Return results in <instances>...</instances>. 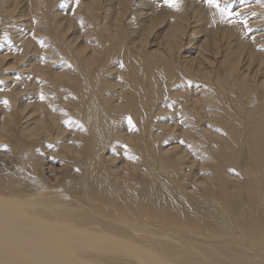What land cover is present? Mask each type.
<instances>
[{"label": "bare ground", "instance_id": "1", "mask_svg": "<svg viewBox=\"0 0 264 264\" xmlns=\"http://www.w3.org/2000/svg\"><path fill=\"white\" fill-rule=\"evenodd\" d=\"M98 1L81 0L92 24L85 37L93 34L97 39L91 47L84 40L77 48L67 38L72 19L58 21L57 13L46 9L47 0H30L42 21L50 14L49 25L38 26L37 36H51L52 26L49 38L55 40L44 50L53 44L59 48L62 68L49 66L55 53L34 65L26 63L34 49L32 38L18 35L11 49L0 43V72L12 60L18 62L19 77L24 75L20 86L1 92L0 136L16 138L10 162L27 179L25 184L20 179L5 184L8 190L0 191V264H264V245L248 240L264 238V35L252 41L246 36L242 16L247 13L232 16L231 23L218 14L215 18L222 21L215 25L221 26L207 29L198 46L207 56L192 58L190 41L198 36L199 20L191 26L192 2L182 0L178 9L152 10L147 28L136 30L142 31L140 44L127 38L128 46L122 24L131 0H119L113 24L99 21ZM18 4L21 0H0V28L7 33L11 21L23 15ZM164 20L168 26L156 48L143 52L157 22ZM258 22L252 20L250 26L258 27ZM102 39L106 42L101 45ZM130 47L134 51L127 56ZM115 54H122L126 68L117 72V90L111 95L106 91L110 86L98 77L103 66L98 59ZM216 55L221 74L211 68ZM38 81L44 97L30 112L37 114L33 120L30 114L22 116L26 124L18 128L22 109L17 96ZM164 101L178 113L173 123L157 112ZM73 119L77 123L67 136L68 145L61 147L67 151L65 172L37 178L34 153L43 141L63 133L62 120L67 128ZM174 129L184 144L161 146V138ZM116 141L123 143L128 180L112 153ZM194 161L200 163V179L190 186ZM44 169L52 170L49 163ZM53 185L57 187L51 189ZM79 193L88 204L80 201ZM167 195L191 205L189 211L198 212L200 219H188L183 209L174 211L172 221L166 205L174 203Z\"/></svg>", "mask_w": 264, "mask_h": 264}, {"label": "rangeland", "instance_id": "2", "mask_svg": "<svg viewBox=\"0 0 264 264\" xmlns=\"http://www.w3.org/2000/svg\"><path fill=\"white\" fill-rule=\"evenodd\" d=\"M25 1L21 0V5L18 4V9L23 8V15L20 16L19 20H17L15 23H14V20L11 21V24L13 23V25H11L12 28L10 29V31L11 30H13V31H11V32L9 31L7 33L4 26L2 28H0V36H1L0 37V43L4 44L3 45L4 49L7 47V45L8 46L10 45L11 47L9 49H11V48H13L14 44L16 43L15 39L17 37H19L18 35H23L24 40L32 38L31 40L34 44V49H31V51H29L27 53V56L25 57V59L27 60L26 63L32 62L34 65L38 61H45V58H49L46 55L55 53L50 58H54V59L57 58V59L56 60L52 59V61H50L51 65H49V64L48 65L51 68H53L52 70H57L59 68L64 67L65 66L64 60H63L64 58H63V56L59 55V51H58L59 48L55 49L56 47L53 44L52 49H50L51 48L50 47L47 50L46 49L44 50L45 45H47V43L50 41V39L55 40L53 38H49L53 34L52 26H49V30H48L52 33L51 36H48L44 33H42V36H37L39 34V32H37L38 26H43L45 23L49 25L50 14L46 13L47 16H44L43 21H42V18L40 17L38 12L36 14V11L33 12L31 10L30 3H29L30 0H27L28 3H26V5L24 4ZM47 1H48V4H47L46 9H48L50 13H57V15H58L57 20L58 21H63V20L67 21V20L72 19L73 26L70 28V31L67 34V38H69V37L72 38L73 46L79 48L80 45H82L84 40H88L89 41L88 43L91 47V44L93 43V41H95L93 39H97L96 38L97 36L93 35V34H91V36H89V34H88L89 37L88 38L85 37L86 34L89 32V31H87V33H86L87 25H90V23H89V20L87 18V14L80 7L81 0H78V2H77V0H47ZM99 1L97 3L99 21H100V18H102V19H105V21H107L108 24H113L115 21V18H116L115 10L118 9L119 0H99ZM156 1L157 0H131V2L128 5V9H127L128 12L124 16L123 24H122L123 33L126 37L125 44H127L129 46L130 42L128 43V40L132 41V39H134V42H132V43H134L135 45L140 44L139 38L142 34V31L137 32L136 30L138 27L139 28H142V27L147 28V25L145 24V22L146 21H148V23L151 22V20L149 21L148 16L152 17V15H151L152 10L153 11L155 10V13L156 12L161 13L163 8L164 9H172L171 7L168 8L167 5H164V0H158L157 2ZM184 1L186 3L192 2L191 9H190L189 13L191 14V20L194 22L191 23V26L196 24L195 20H197V19L199 20L198 25L196 27L197 31H198V36L197 35L193 36L194 41L193 42L190 41V43L192 45L190 44L191 46L189 47V49H190L189 54H190V56H192V58H195V57L196 58L197 57L203 58V56H207V55L203 54L201 48H198L199 44L201 43V40L203 39V35L207 29L210 30L212 28H216L218 26H221V24L220 25L218 24V26H216L215 23L218 21H222V20L215 18L219 13L216 12V10L214 8L209 7L204 2V0H191V1L190 0H183L182 2L184 3ZM22 2H24V3H22ZM220 2L222 5L226 2H227V5L229 3V5H230V6L228 5L229 10L234 13L233 16L239 17L243 12L247 13L245 15L242 14V15H244V16H242V21L245 19V21H243V22H245V24L247 23L246 26L248 25V27H249V28L248 27L245 28L247 31L245 34H246V36H248V35L251 36V37H248V38H250V41H252V37L253 38L254 37H260L259 36L260 33H262L264 35V10L262 11V7L264 9V0H220ZM160 4H162L161 6L164 5V7H161ZM248 4H250V5H248ZM25 6H27V7H25ZM79 7H80V9H79ZM257 7H259L261 10L259 11V9H257ZM157 8H159V10H161V12L159 10H157ZM251 8L255 9V11L256 10H258V11L254 12V10H252L253 11L252 12ZM237 9H238V11H237ZM24 10H26V11L24 12ZM78 10H79V12H78ZM249 10L252 13L249 14L248 13V12H250ZM166 12H167V14L170 13L167 10H166ZM235 13L236 14L239 13V14L235 15ZM258 14L261 15L260 16L261 18L259 17ZM16 16H17V14H16ZM71 17H74V18H71ZM75 17H76V19H75ZM208 17L210 20H208ZM246 19H249V20H246ZM252 20L259 21L257 24L258 27L250 26L251 25L250 21H252ZM0 21H1V19H0ZM40 21H41V23H39ZM37 23H38V25H37ZM157 23H159L158 26L152 30L149 37L147 38V42L145 43L146 48H145V50H143V52L146 50L155 49L156 48L155 43H157V41H159V38L162 36V34L167 29L168 21H166V20H164L162 22L158 21ZM259 23H261V25H259ZM222 24H224V23H222ZM90 26H92V24ZM250 27H254V28L250 29ZM88 29H90V27ZM248 29H250V30H248ZM3 33H5V35ZM13 33L17 34V35L14 36ZM54 36H58V35L54 34ZM91 37H92V39H91ZM37 38H38V40H37ZM127 38H128V40H127ZM262 39H263V36H262ZM109 40H110V38H109ZM44 42H46V43H44ZM103 42H106V41H104V39H102V41H100L99 44L102 45ZM51 45H52V42H51ZM105 45H108V44H105ZM0 49H2V46L0 47ZM126 49H128V48H126ZM199 49H200V51H199ZM1 51H3V50H1ZM87 51L89 53L90 48H88ZM129 51H130V53H129ZM133 51H134L133 47L132 48L130 47L125 52L126 53L128 52L129 54L127 53V56H129L133 53ZM3 52H5V51H3ZM114 52L115 51H112V53H114ZM130 58H132V56ZM122 59H123L122 54L121 55L115 54L114 56L109 55L106 59H102V60L98 59L100 61L99 67L101 64H103L102 69L99 70L98 77H100V81L102 83H106L107 86H110V87H107L106 91L108 93H110L111 95H114L116 92L115 90H117V86L115 84L119 78L118 73H120V70L126 68V66H125L126 62L125 61L123 62ZM177 59H178V61H180L179 60L180 55H178ZM212 59H214V64L212 65L213 67H211V68L214 70V72H216V70H218V72L220 71L219 73L221 74L222 66L219 63H217L218 61L221 60L219 55L218 56L216 55L215 58L212 57ZM12 62H13L12 60H8V62L6 63V65L9 66L8 69H5V70L0 72V96H1L2 91H5V90L7 91L10 88H16V87L20 86L21 81L23 80L24 75L22 74L21 77H19V74H18V71H19L18 62L17 63H12ZM215 62L217 63V65L215 64ZM46 63H48V62H46ZM123 64H124V66H123ZM179 64H180V62H179ZM22 65L25 67H29V65H27V64L25 65L24 62ZM218 65H220V66H218ZM122 79L125 80L124 78H122ZM144 82L145 83L148 82L147 78L144 79ZM38 83H39V81L36 84L31 85L30 87H26V89L21 92L20 96H17L16 104H18V106L21 107V109H22L21 121L18 124V128H21L23 125L26 124V122H22V120H23L22 116L24 118H26V115H28V114H30V112L34 111L36 109L38 103L42 99V97H44L43 93H41L38 90ZM178 89L180 90L181 88L179 87ZM1 103H2V99L0 97V115H1V111H2ZM157 112H160V114L162 116L164 115L165 118H167V120L165 122H172V123L175 122V119H176L175 115L178 114V113H173L172 110L167 107V103L165 101L163 102V105L161 106V110L157 111ZM53 113L55 114L56 111H53ZM36 114H37V112H33L32 114H30L29 115L30 120H33L34 117L36 116ZM179 114H181V113H179ZM160 118H163V117H160ZM62 122H63L62 123L63 127L59 131L62 130L61 132H63V133H61L54 141L53 140L43 141L41 143L42 149L40 151L34 153V162L38 165V170L36 171V177L37 178L43 177L46 179V177H47L48 179H50V178L54 177V175L62 174L63 172H65V166L63 163H65V161H66L65 154L67 153V151L61 149V147H63L64 145H68L67 136H68V134L72 135L73 132H71V131H73V130L71 128L75 127L74 125L77 122H76V119H73L71 121V127L69 126L67 128L64 127L65 121L62 120ZM178 127L179 126L177 125L176 128H178ZM77 131L78 130L76 128V132H74V133H77ZM177 132L178 131H175V129H174V131H172V134H166L165 136H163L160 140V145L163 147H171V146L180 145V144L183 145L184 143L180 142V139L178 137L179 134ZM229 132L232 133V131H229ZM15 139L16 138L11 137V136L9 138L7 136H5V137L0 136V191H3V192L8 190V187L5 184L9 185V184L16 183V181L18 179H20L23 182L22 184H25L27 182V179L23 177V176L26 177V175H24L21 171L18 172L19 169H16V166H14L15 163L12 164L10 162L11 153H12L11 144L13 142H15ZM122 144L123 143H121L120 141H116L113 145H111V147H112V149L113 148L116 149V150H112L113 151L112 153L115 154V156H116V159H117L116 164L118 166L120 165L118 167V169L120 170V173L127 175L126 177L128 180L130 173L128 171H125V164H124L125 152H124V148L122 147ZM233 152L239 158L243 157L242 154L239 153L237 150L233 149ZM107 155H109V154L107 153ZM187 160L188 159H186L185 161H187ZM46 163H49V166H51V168H52V170L50 172H49V170L44 169ZM199 164L200 163H198V161L197 162L194 161L195 166L192 167V170L190 172V177L187 179L189 181L187 183L190 186H192L194 184V181L196 179H200V174L198 173ZM195 172L198 174H194ZM54 187H57V185H53L50 188L54 189ZM97 188H98V190L101 189V187H97ZM65 190L68 191V193L71 196H75L74 193L72 192L71 187H66ZM77 195L80 196L81 194L79 193ZM175 195H177V194H175ZM75 197H77V196H75ZM81 197L82 196H80L79 198H81ZM167 197H169L171 202L174 203V205L171 207H170V205L165 204L169 209L167 211V214H169L168 217H170L172 219V221L176 220L174 217V214H175L174 211L180 212L179 210H181V212H183V209H186V214L188 215V219H189V217L193 218V219H191L193 221L196 220V217H197V220L200 219L198 217V212H196L197 214L196 213L194 214V213L189 211L192 208L191 205H187V206L184 205L180 201V199L174 195H167ZM81 199H83V198H81ZM80 201H82L85 204L89 203V202L85 201L84 199L80 200ZM208 207H212V206H208ZM171 212H173V213H171ZM259 221H260L259 219H256L254 221V225L257 226L259 224ZM213 224H215V222H213ZM248 240H249V242H253L255 244L264 245V238H262L260 240H253V239H248Z\"/></svg>", "mask_w": 264, "mask_h": 264}, {"label": "snow or ice", "instance_id": "3", "mask_svg": "<svg viewBox=\"0 0 264 264\" xmlns=\"http://www.w3.org/2000/svg\"><path fill=\"white\" fill-rule=\"evenodd\" d=\"M78 2V0H77ZM181 0H164V4L171 8H179ZM204 2L211 8H214L216 12L220 14L222 20H227L229 23L232 21V16L234 15L233 12L229 10V6L227 3L221 4L220 0H204ZM128 123L130 126L132 125L131 118H129Z\"/></svg>", "mask_w": 264, "mask_h": 264}]
</instances>
